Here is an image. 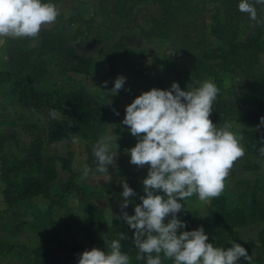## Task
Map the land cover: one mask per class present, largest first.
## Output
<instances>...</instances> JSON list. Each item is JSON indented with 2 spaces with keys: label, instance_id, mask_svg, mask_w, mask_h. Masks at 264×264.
Masks as SVG:
<instances>
[{
  "label": "rangeland",
  "instance_id": "1",
  "mask_svg": "<svg viewBox=\"0 0 264 264\" xmlns=\"http://www.w3.org/2000/svg\"><path fill=\"white\" fill-rule=\"evenodd\" d=\"M56 1L59 16L54 23L43 25L41 30L62 35L78 55L91 58L93 63L89 69H79L73 61H63L60 65L57 58H49L48 75L36 91L55 95L80 93L84 108H102L110 113L109 122L102 130L103 125L98 128L90 122H78L70 112L64 114L56 109L55 120L70 123L74 131L67 139L54 137L48 129L50 107L32 109L17 101L11 83L5 85L4 92H0V137H5L17 154V159L11 162L17 169L11 175L12 181L19 186L32 174L34 178H43L35 172L37 162L31 157L32 148L36 147L37 161L43 166L53 164L57 172L55 189H51L57 200L51 203L43 195H36L9 205L3 195L6 186L0 181V264H33L36 258L32 251L39 247L45 249L49 260H55V264H73L66 263L64 254L56 250L58 240L77 242L89 251L98 248L108 253L111 250L113 240L93 207L80 205L75 194L59 198L60 187L70 179L94 195L93 202L107 226L123 224L111 227L115 228V237L119 239L118 234L124 233L128 239L123 241L134 244L135 230L115 217L123 214L120 181L126 178L129 183V175L138 168L130 163V155L126 152L136 145L137 139L113 109L121 113L131 103L124 96L126 90H120L114 101H102L96 90L98 82L107 81L108 88L111 84L109 74L128 77L132 72L144 76L151 63L158 69L173 66L175 82L184 91L198 88L205 80L215 83L219 91L210 119L220 127L224 123L231 124L230 130L243 137L240 143L244 155L229 170L221 194L209 202H201L195 194L179 201L184 203V210L178 214L187 224L184 230H197L202 226L209 236L208 242L214 246L220 238L229 237L233 241L231 231L234 230L238 234L236 242L246 249L252 260L261 256L251 264H264V254L261 255L264 243L260 241V238L264 240V223L247 218L246 209L252 197L264 202V155L259 151L264 147V126L258 129L260 118L264 117V88L257 83L264 75V24H257L249 14L240 12V0L236 1L235 8H229L226 0H173L175 9L167 12L150 0ZM249 2L257 8V19L264 20V6L255 5V0ZM216 26H219L221 37L211 32ZM234 31L237 43L245 44L252 39L256 48L228 54L224 40ZM38 42L39 35L35 39L5 38L0 44V71L9 68V59L18 61L29 49L38 47ZM214 53L216 57L206 58ZM226 54L225 60L219 57ZM73 136L78 137L77 143H73ZM102 136L111 137L110 154L117 156L108 173L96 171L92 151ZM85 164L91 172L86 180H80ZM128 203L124 211L134 215V207L142 201L134 196ZM237 214L246 217L245 223L233 229L225 221ZM222 247L230 248L228 244ZM39 260L41 264L49 263L47 257ZM242 260L243 257L238 262ZM162 264H174V260L165 259Z\"/></svg>",
  "mask_w": 264,
  "mask_h": 264
},
{
  "label": "clouds",
  "instance_id": "2",
  "mask_svg": "<svg viewBox=\"0 0 264 264\" xmlns=\"http://www.w3.org/2000/svg\"><path fill=\"white\" fill-rule=\"evenodd\" d=\"M255 5L264 6V0H255ZM238 8L249 14L252 21L264 24V20L257 19V8L249 0H240ZM58 16L53 3L0 0V44L5 38L35 39L42 26L54 23ZM126 79L118 76L110 92L117 95L120 90L130 91L124 88ZM107 85L105 81L103 87ZM218 91L211 80L187 91L173 82L167 90L153 88L143 92L125 109L122 124L137 139L136 145L126 150L130 163L141 169L149 167L142 181L145 195L139 197L142 203L134 207V215L124 209L129 205V198L137 193L122 178L123 214L115 217L135 230L137 259L146 257V264H162L161 253L163 258L174 260V264H237L241 257L248 264L252 262L239 243L230 242L232 246L227 249L216 247L208 242L209 236L202 226L186 231L187 224L178 216L184 210V203L179 201L194 194L201 202L218 197L229 170L244 155L240 143L243 137L230 130L232 125L216 126L210 119ZM113 112L120 115L115 109ZM49 115L52 119L58 116L54 109L49 110ZM261 126H264V117L260 118L258 129ZM72 140L77 143L78 137L73 136ZM110 142V136H102L93 146L99 173H108L109 166L115 165L117 156L110 154ZM259 151L264 155V147ZM90 172L85 164L80 180H86ZM118 235L119 239L112 241L107 254L98 248L86 250L78 255V264H129V256L120 251L121 241L128 237L121 232Z\"/></svg>",
  "mask_w": 264,
  "mask_h": 264
},
{
  "label": "trees",
  "instance_id": "3",
  "mask_svg": "<svg viewBox=\"0 0 264 264\" xmlns=\"http://www.w3.org/2000/svg\"><path fill=\"white\" fill-rule=\"evenodd\" d=\"M150 1L159 4L160 8L166 12L170 9H175V7H173V0ZM236 1L238 0H226V4L229 8H235ZM42 2L53 3L56 5L58 1L42 0ZM216 24L219 25L218 22H216ZM211 32L217 37H221V34L219 33V26L213 27ZM236 34V31H234L232 34L226 35L225 37L224 42L229 48L228 54H238L240 51L247 52L256 48V45L254 44L255 42H252V39H248L245 44L237 43ZM68 42L69 40L55 31L46 29L41 30L39 33L38 47L29 49L25 56L23 57L22 55L18 61L17 59H9V68L6 71H0V92H4L6 89L5 85L11 83L13 85V93L15 94L18 102L28 104L32 109H37L40 106L47 105L50 107V109H57L64 114L70 112L78 122H90L93 127L98 128L99 126L103 125L102 130H104L109 122L107 117L110 113H105L102 108H98L96 110H86L83 106L80 93L72 92L55 95V93L51 92L36 91V87L39 86L48 75L47 63H49V58H57L60 62V65L63 61H73L76 64V68H90V65L93 63L92 59H87V57L78 55L74 49L68 45ZM226 56L227 54L219 57L225 60L227 58ZM210 57H216L215 53L214 55H206V58ZM60 65H55V67H59ZM237 67H239V65ZM240 73L243 74V70H240ZM257 83L264 88V75H261V77L257 79ZM153 88L164 90L163 82L158 81L153 85L152 89ZM125 115L126 112L124 111L121 112L118 117L123 120ZM48 129L50 135L60 139H67L74 131L73 125L70 123L60 122L52 118L49 120ZM254 140L255 138L253 141ZM36 149V147L32 148L31 157H34L37 162L35 172H37V174H41L43 178H34L32 174V176L24 179L19 186H16L12 181L11 175L15 173L17 169L12 167L11 162L17 159V154L12 151V148L6 142V138L0 137V181H2L6 186L3 191V195L9 205H12L17 201L30 199L36 195H43V197L50 200L51 203L57 200V198L54 199L51 191L52 183L57 178V172L53 164L48 163L46 166H43L37 161L38 157H36L34 154ZM148 167L149 166L146 165L143 169H141L137 166L138 169L129 175L128 184L137 193L135 197L139 200L140 196L145 195L142 181L147 176ZM70 194L76 195L80 205L92 206L94 213L99 215L101 221L100 223L109 237L112 240H118L117 237L111 234V227H117L123 224L114 223L112 226H107L106 221L101 216L102 214L100 213V209L93 202L94 195L92 193L86 192L83 187L73 183L70 179L61 187L59 191V198ZM243 208L245 209V207ZM246 209L249 212L247 214V218L253 217L252 219L256 218L264 223V202H260L252 197ZM245 219L246 217L243 216V214H237L225 222H227L228 226L235 229L236 227H241L244 225ZM231 235L233 237V241H230L231 239H229V237L226 239L220 238L216 247H222L227 244L229 247H231L232 245L230 242L238 241V234L236 231L232 230ZM260 241L261 243H264L263 238H260ZM121 245L122 247L120 251L129 256V263L146 264V257L145 259H137L138 250L134 244L126 243L122 240ZM55 247L57 251H60L61 254H64L66 263L73 264H78V255L86 251V248L83 245L74 241L67 242L66 240H58ZM32 254L36 258L33 264H41L39 259L42 257H47L49 262L48 264H55V260H49V256L46 255V251L42 247L34 249ZM263 254L264 252L261 255ZM161 258L162 260H165L163 259V253H161ZM259 259H261V256L252 261L255 262ZM237 264H248V261L244 259L240 262H237Z\"/></svg>",
  "mask_w": 264,
  "mask_h": 264
},
{
  "label": "crops",
  "instance_id": "4",
  "mask_svg": "<svg viewBox=\"0 0 264 264\" xmlns=\"http://www.w3.org/2000/svg\"><path fill=\"white\" fill-rule=\"evenodd\" d=\"M92 56L95 57L97 55H92ZM153 65L154 64L151 63L147 66V72L145 73L144 76L139 74V73L133 74L132 72H129L127 74L128 77H126L127 79H126L125 86L127 87L126 89H130V91L126 90L127 93L124 94V96H126L128 103H132L134 101V99L137 98L139 95H141L143 92L151 90L153 85L155 83H157L158 81L163 82V89L164 90H167L168 87H171V84L176 81L175 80L176 78L172 74L173 66H166V67L163 66L161 69H158ZM117 77H118V73L114 74V75H110V74L108 75V78H110L108 80L111 83L108 86V88L103 87L104 82H101V83L98 82L99 87L97 88L96 91L98 92V95L102 101H107V100L108 101L109 100L114 101L115 100L116 95L114 93H111L110 91L114 87V79H116ZM93 78H96V76L94 75ZM118 99H119V97H118ZM105 105H108V104H105ZM65 171H67V170H65ZM55 182H57V181L55 180L52 183L53 189H55V187H54ZM59 208H61V207H59ZM61 210H63V208H61ZM117 227H119V226H117ZM115 228L111 229V234H113V236H116L115 232H114Z\"/></svg>",
  "mask_w": 264,
  "mask_h": 264
}]
</instances>
